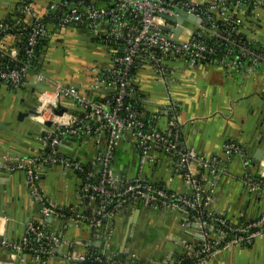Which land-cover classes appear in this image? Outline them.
I'll return each instance as SVG.
<instances>
[{"label":"built area","instance_id":"2783aa9c","mask_svg":"<svg viewBox=\"0 0 264 264\" xmlns=\"http://www.w3.org/2000/svg\"><path fill=\"white\" fill-rule=\"evenodd\" d=\"M34 1L20 0L16 10L20 16H14L12 24H0V84L15 88L34 77L45 85L33 120L46 126L47 135L37 157L8 160L3 168L26 174L29 192L41 208L43 221L29 224L22 243L6 249L35 261L47 260L61 245V239L48 232L52 219L85 220L100 228L109 205L119 210L138 202L178 212L183 227L197 228L201 246L188 251L178 264H203L221 251L250 247L262 239L264 215L234 225L212 209L216 194L212 178L228 174L227 164L233 156H240L248 166L244 151L236 144H226L225 164L216 157H200L184 137L177 102L170 101L157 115L134 110L128 101L137 92L129 75L133 67L152 71L167 87L171 65L178 62L190 68L202 63L251 72L259 68L264 64V45L256 30L264 0H46L43 13L37 12ZM182 12L195 21L183 17ZM54 13L60 14L55 18L59 32L82 26L92 43L119 47L117 55L107 50V66L95 67L88 73L95 98L61 83L49 89L52 82L45 74L33 73L29 64L19 58L16 44H23L24 58L29 61L35 56L39 41L50 40L57 33L43 23L45 17ZM107 89L112 93L101 98ZM62 109L65 113L58 115L56 112ZM74 110L81 114L71 113ZM161 117L166 120L164 128L157 126ZM86 138L99 147V152L94 162L83 168L66 159L60 147L65 139ZM125 144L136 147L141 168L156 165L158 158L167 160L173 175L185 182L187 192H173L140 175L132 179L116 176L112 165L116 152ZM45 165L79 171L81 204L96 200L101 206L94 218L79 213L82 206L62 209L47 201L40 191L38 176L39 168ZM243 184L249 194L264 197V162L254 176L243 179ZM68 258L86 264H108L102 256L91 253L73 252Z\"/></svg>","mask_w":264,"mask_h":264},{"label":"crops","instance_id":"0c3cea01","mask_svg":"<svg viewBox=\"0 0 264 264\" xmlns=\"http://www.w3.org/2000/svg\"><path fill=\"white\" fill-rule=\"evenodd\" d=\"M19 2L0 0V24L14 18ZM45 3L46 0L34 1L38 13H43ZM68 30L55 33L50 39L51 47L62 42ZM256 33L264 45V11ZM8 44L12 45L13 41L9 40ZM98 53L100 60L93 68L105 67L110 62L106 48ZM42 73L52 82L49 89L61 83L75 86L88 98H95L88 73L75 76L78 80L57 79L51 72ZM152 75L147 70H140L134 79L138 93L134 101L143 111L160 115L162 108L175 101L180 106L187 144L200 157H216L225 164V145L231 143L239 146L248 159L246 166L240 156L231 157L227 164L228 174L212 178L216 189L213 211L234 225L246 224L263 216L264 197L249 194L243 179L256 174L259 166H253V158L258 151L263 152L261 162H264V64L251 72L206 63L192 68L184 62L175 63L169 71V86L159 81L168 93L166 101H159L147 91L150 81L146 78ZM185 75L189 85L180 81ZM171 85L173 90H170ZM44 87L34 77L15 88L0 84V238L3 239L0 241V264H86L69 260L68 256L73 252L80 255L100 253L98 255L108 264H178L188 251L199 249L202 237L197 228L183 227L178 212L143 202L124 205L119 210L109 205L100 228L92 227L85 220L52 219L48 232L59 237L61 245L47 260L35 261L6 249L8 245L22 243L29 224L43 221L41 208L29 192L26 174L9 171L3 165L15 158L37 157L43 150L47 128L28 114L39 105ZM172 92L175 99L170 94ZM105 93L101 98L109 96L112 90L107 89ZM157 126H166L164 117L157 121ZM60 149L66 159L83 168L92 164L99 152V147L88 138L65 139ZM112 170L121 179L140 175L173 192H187L185 182L173 175L167 160L158 158L156 165L141 168L138 150L133 144H125L119 149ZM38 176L40 191L56 207L82 206L78 212L89 219L94 218L100 209L96 200L81 204L79 171L60 165H45L39 168ZM98 243L101 247L95 248ZM203 264H264V237L250 247L221 251Z\"/></svg>","mask_w":264,"mask_h":264},{"label":"rangeland","instance_id":"374dc122","mask_svg":"<svg viewBox=\"0 0 264 264\" xmlns=\"http://www.w3.org/2000/svg\"><path fill=\"white\" fill-rule=\"evenodd\" d=\"M99 50H104V46L92 43L86 32L80 33L77 29H69L64 35V40L51 47L48 57L44 59L43 72H51L57 79L78 80L79 74L86 75L98 63L100 60ZM147 71L154 75L146 78L150 81L147 84V91L159 101H166L168 93L161 86L159 78L157 77V81L156 75L150 70ZM180 81L189 85L186 75L181 77ZM170 90H173L172 85ZM170 94L175 99L174 92Z\"/></svg>","mask_w":264,"mask_h":264},{"label":"trees","instance_id":"16d2710c","mask_svg":"<svg viewBox=\"0 0 264 264\" xmlns=\"http://www.w3.org/2000/svg\"><path fill=\"white\" fill-rule=\"evenodd\" d=\"M16 16H20L19 14L17 15V12L15 14V17ZM60 14H52L51 16H47L43 19V23L46 24L47 26H49L50 28L53 27L51 30L52 32L54 33L55 31H57V33H60L62 31H58L59 28H55V26L57 27V21L55 20V18L59 17ZM12 19L13 18H10L8 20L5 21V23H9V24H12ZM75 29L81 31V32H84V28L82 26H77ZM95 45H103V46H108L107 50L112 52V54L114 55L116 53V50H118V46L117 45H114V44H102V43H98V42H94ZM20 44H16L15 45V48L18 49L19 51V58L22 59L23 61H25L26 63L29 64V66L31 67L33 73H39V72H43V65H44V59H46V53L49 51L51 45H50V40H40L37 47H36V52H35V56L27 61L25 58H24V46L23 44H21V46H19ZM117 55V53H116ZM140 71V69L138 67H133L131 68V70L129 71V75L131 77V80H133L134 82V79H135V76L137 75V73ZM133 87H136L135 86V83L133 84ZM128 105L130 107H132L134 110H140V111H143L141 109V107L138 105L137 102L133 101L132 99H129L128 101ZM71 113L73 114H81L79 113L78 110H74V111H71ZM74 141L77 140V139H73ZM80 140V139H78ZM119 151V150H118ZM118 151L116 152V157H117V154H118ZM253 170L256 171V167H253ZM91 254L93 255H98L100 253H92ZM183 264H187L186 261L183 262Z\"/></svg>","mask_w":264,"mask_h":264},{"label":"water","instance_id":"95a60500","mask_svg":"<svg viewBox=\"0 0 264 264\" xmlns=\"http://www.w3.org/2000/svg\"><path fill=\"white\" fill-rule=\"evenodd\" d=\"M181 15L183 16V17H186L187 19H189L190 21H195V18H193V17H190V16H187L184 12H182L181 13ZM179 29L175 32V34H176V37H175V40H177V38H178V35H179ZM0 61H1V59H0ZM138 98V93L136 92V93H134L133 95H132V99L133 100H135V99H137ZM36 110H37V108H33V110L30 112V114H28V115H31V116H36L37 115V112H36ZM58 115H62L63 113H65V110H60V111H57L56 112ZM25 115H27V114H25ZM27 115V116H28ZM48 127L50 126V123H47L46 124ZM262 158H263V152L262 151H258L256 154H255V157L253 158V166H259L260 165V163H261V161H262ZM2 238H0V241L2 242ZM99 247H101L100 246V244L98 243V244H95V248H99Z\"/></svg>","mask_w":264,"mask_h":264}]
</instances>
